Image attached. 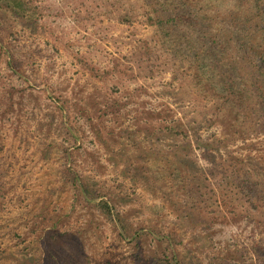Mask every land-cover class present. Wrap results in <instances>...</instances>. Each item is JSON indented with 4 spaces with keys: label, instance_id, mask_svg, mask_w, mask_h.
I'll return each instance as SVG.
<instances>
[{
    "label": "rangeland",
    "instance_id": "1",
    "mask_svg": "<svg viewBox=\"0 0 264 264\" xmlns=\"http://www.w3.org/2000/svg\"><path fill=\"white\" fill-rule=\"evenodd\" d=\"M35 1L60 7L61 13L52 11L37 26H18L1 38L17 59L18 74H10L0 58V264L11 263V257L21 256L25 247L36 257L35 264H150L152 258V250L143 248L136 262L133 244L126 243L109 222L85 206L64 183L62 147H71L72 141L57 135L55 125L50 128L51 107L44 92L47 85L67 100L73 124L83 131L80 148L73 150L75 168L97 187L129 196V202L121 207L134 227L142 221L141 225L166 236L169 248L184 264H251L256 258L252 247L255 243L264 246V205L255 218L241 206V213L234 209L237 206L230 201L216 208L217 199L211 197L214 186L206 187L211 183L203 180L200 188L194 178H202L191 174L187 164H173L164 143L167 139L148 140L142 133H132L136 128L144 131L150 122L157 121L148 119L152 109L163 120L174 114L175 118L193 116V107L182 110L176 105L179 83L172 82L171 71L161 65L160 52L151 43L153 30L142 22L143 18H137L140 15L130 23H120L119 13L142 12L140 3ZM77 59L91 63L108 76L100 81L91 79ZM158 65L162 72L150 74ZM92 104L100 109L104 124L113 133L127 130L130 139L149 148L144 166L155 171V194L135 184L127 176V169L123 172V160L127 158L120 156V146L114 162L108 159L105 147L90 128L89 120L94 118L87 107ZM110 104L117 109L105 111ZM181 110L191 114L183 115ZM38 124L43 125L37 129ZM213 133L219 135L216 128L200 135L205 138ZM121 142L127 148L131 141L123 138ZM251 143L245 147L246 152L239 151L245 161L249 159L246 153L256 157L257 151L264 149V139ZM233 148L240 150L236 143ZM132 151L128 147L126 154ZM190 156L193 162L206 167L198 150ZM217 172L220 178L224 168ZM205 175V180L211 179ZM45 244L50 246L46 248ZM153 244L157 254L167 246ZM51 249L64 250L70 258L59 254L56 259ZM46 253L50 258L46 259ZM259 260L264 264V257Z\"/></svg>",
    "mask_w": 264,
    "mask_h": 264
},
{
    "label": "trees",
    "instance_id": "2",
    "mask_svg": "<svg viewBox=\"0 0 264 264\" xmlns=\"http://www.w3.org/2000/svg\"><path fill=\"white\" fill-rule=\"evenodd\" d=\"M132 1L140 3L142 12H121L120 23H130L138 15L140 16L137 18H143L142 22L153 30L151 43L154 42L160 52L162 67L171 71L172 82L179 83L176 105L183 107L182 110L193 107L192 112L181 110L183 115L191 112V118H175L174 114L164 120L152 109L147 113L148 119L157 121L150 122L144 131L136 128L132 133L134 136L142 133L148 140L164 142L167 139L168 142L164 143L172 156L171 162L187 164L191 174H198L202 178H194L200 188L203 180L211 183L206 187L214 186L211 197L217 199L214 203L216 208L220 209L221 205L226 206L230 201L237 206L234 209L241 206L255 218L257 213L262 212L261 206L264 205V149L260 153L258 150L256 157L246 153L248 161L241 158L242 153L239 151L246 152L245 147L251 146L252 140L264 139V0ZM59 8L37 4L35 0H0V58L10 74H18V63L13 51L2 42V36L11 33L18 26L33 28L40 19L51 16L52 11L60 14ZM146 51L151 49L147 48ZM77 60L91 79L100 81L108 76L107 72L101 73L91 63ZM158 67L159 65L155 66L158 70L151 69L150 74H158L159 70L162 72L163 69ZM44 92L47 93L51 107L50 128L55 125L57 135L72 141L71 147H62L65 167L62 177L76 198L109 222L126 243L133 244L137 249L136 262L139 261L143 248H146L153 252L150 264H184L179 254L169 248L171 245L166 236L156 233L153 227L141 225L142 221L136 227L128 221L127 211L121 205L129 202V196L113 194L111 188L97 187L95 182L75 168L73 150L80 148L78 144L83 131L73 124L67 100L57 95L48 85ZM87 108L94 118L93 121L89 120L90 128L105 147L108 159L114 162L117 146H120V156L127 158L123 160V172L127 169V176L135 184L155 194V171L144 166L148 160L149 148L141 147L130 139L127 130L113 133L104 124V116L100 114V109L96 110L95 104ZM115 108V104H110L105 111H113ZM169 115L171 114L167 113ZM41 125L43 124H38L37 129ZM214 128L219 131L218 136L213 133L205 138L201 137L200 132ZM123 138L131 141L128 145L130 150L134 149L131 155L126 154L128 147L126 148L125 142H121ZM235 143L240 150L233 148ZM194 150L199 151L206 164L205 168L191 159L190 153ZM220 167L224 168V173L217 178ZM204 173L209 174L211 179L205 180L202 176ZM239 212L242 211L239 209ZM153 242L167 246L157 254ZM45 246L48 248L50 245ZM25 250L26 247L21 256L11 257L12 262L8 264H35L36 257ZM252 250L256 258L251 264H260L259 257H264V246L255 243ZM53 251L52 256L56 254V259L59 254L70 258L65 255L64 250ZM50 256L49 253L45 255L46 259Z\"/></svg>",
    "mask_w": 264,
    "mask_h": 264
}]
</instances>
